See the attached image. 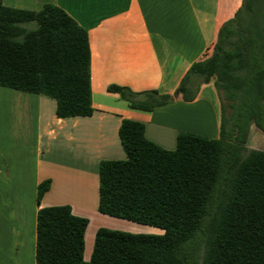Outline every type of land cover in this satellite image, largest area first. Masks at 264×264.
Listing matches in <instances>:
<instances>
[{"label": "trees", "instance_id": "1", "mask_svg": "<svg viewBox=\"0 0 264 264\" xmlns=\"http://www.w3.org/2000/svg\"><path fill=\"white\" fill-rule=\"evenodd\" d=\"M212 83L220 101L218 138L180 132L173 150L123 119V160L98 164L97 211L161 229L158 235L100 228L83 259L88 220L67 205L39 208L35 264H264V151L246 149L264 133V0H242L172 95L112 85L132 109L151 111ZM0 86L54 99L57 118L93 113L87 32L53 4L39 10L0 0ZM37 187L36 202L49 189Z\"/></svg>", "mask_w": 264, "mask_h": 264}, {"label": "crops", "instance_id": "2", "mask_svg": "<svg viewBox=\"0 0 264 264\" xmlns=\"http://www.w3.org/2000/svg\"><path fill=\"white\" fill-rule=\"evenodd\" d=\"M2 3L61 8L87 32L90 48L91 116L57 118L54 99L0 86V264H35L39 208L69 206L88 220L84 239L126 224L97 211L99 162L125 159L118 138L123 119L143 124L146 139L165 150L175 148L180 132L219 137L220 101L212 83L203 84L192 101L177 96L151 111L130 108L108 88L172 95L189 67L210 53L218 29L242 0ZM44 180L50 187L37 203Z\"/></svg>", "mask_w": 264, "mask_h": 264}, {"label": "rangeland", "instance_id": "3", "mask_svg": "<svg viewBox=\"0 0 264 264\" xmlns=\"http://www.w3.org/2000/svg\"><path fill=\"white\" fill-rule=\"evenodd\" d=\"M252 129H254L255 134L253 136L251 134L249 135V140H248L246 149L250 150V149L259 148V149L264 150V135L261 134L260 131L257 130L255 127H253ZM112 218L115 219V221H122L120 223H126L125 225L124 224L116 225V228H120V229H114V230H119L122 232H127V233H132V234H152V235H158L163 232L161 229L153 227V226L140 224V223L132 222V221L125 220V219L115 218V217H112ZM92 245H93V238L92 240H90L89 237L86 236L84 239V251H83V259L85 261H87L91 255Z\"/></svg>", "mask_w": 264, "mask_h": 264}]
</instances>
